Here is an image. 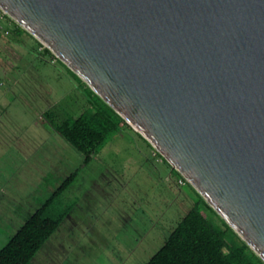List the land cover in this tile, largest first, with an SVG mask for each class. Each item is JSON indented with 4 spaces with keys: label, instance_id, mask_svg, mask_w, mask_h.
Listing matches in <instances>:
<instances>
[{
    "label": "water",
    "instance_id": "95a60500",
    "mask_svg": "<svg viewBox=\"0 0 264 264\" xmlns=\"http://www.w3.org/2000/svg\"><path fill=\"white\" fill-rule=\"evenodd\" d=\"M264 262V0H0Z\"/></svg>",
    "mask_w": 264,
    "mask_h": 264
},
{
    "label": "rangeland",
    "instance_id": "374dc122",
    "mask_svg": "<svg viewBox=\"0 0 264 264\" xmlns=\"http://www.w3.org/2000/svg\"><path fill=\"white\" fill-rule=\"evenodd\" d=\"M36 40L0 9V247L79 168L52 204L74 221L65 218L30 264H145L197 199L194 188L129 123L83 165L55 128L96 96Z\"/></svg>",
    "mask_w": 264,
    "mask_h": 264
},
{
    "label": "trees",
    "instance_id": "16d2710c",
    "mask_svg": "<svg viewBox=\"0 0 264 264\" xmlns=\"http://www.w3.org/2000/svg\"><path fill=\"white\" fill-rule=\"evenodd\" d=\"M12 22L17 33L26 31L13 19ZM38 43L43 46L41 42ZM43 51L56 58L47 47L43 46ZM72 73L80 79L76 73ZM89 89L96 96L92 106L73 119L66 118L55 128L67 142L83 154L84 164L92 160L98 146L122 122L129 125L91 88ZM75 175L76 171L69 175L0 247V264H30L70 210L67 208L51 214L48 208ZM179 176L183 183L187 181L180 173ZM194 191L197 199L145 264H264L204 198L195 189Z\"/></svg>",
    "mask_w": 264,
    "mask_h": 264
},
{
    "label": "crops",
    "instance_id": "0c3cea01",
    "mask_svg": "<svg viewBox=\"0 0 264 264\" xmlns=\"http://www.w3.org/2000/svg\"><path fill=\"white\" fill-rule=\"evenodd\" d=\"M56 132H57V131H56ZM57 133H58V132H57ZM83 165H84V162H83ZM78 169H79V168H78ZM78 169H76L75 171H77ZM71 182H72V181H71ZM70 184H71V183H70ZM70 184H69V185H70ZM69 185H68V186H67V187H66V188L60 193L59 196H61V194L65 193V191L68 189ZM53 192H54V191H53ZM49 196H50V195H49ZM59 196H57V197H59ZM48 198H49V197H48ZM46 199H47V198H46ZM46 199H45V200H46ZM45 200H44V201H45ZM44 201H43V202H44ZM53 201H54V200H53ZM41 204H42V203H40V205L36 206L35 208L37 209L38 207L41 206ZM52 204H53V202H52ZM52 204L49 206L48 210H49V212H50L51 214H54L55 211H54V208H52ZM36 209H34V210H36ZM75 217H76L75 212H72L71 210H69L68 213L66 214V216L64 217V219L67 218L68 221H71V220H72V222H73V221H74L73 219H75ZM24 218H25V217H24ZM26 218H27V217H26ZM64 219H63V220H64ZM24 221H25V220H24ZM61 223H63V221H62ZM22 224H23V221H22ZM22 224H21V225H22ZM73 224H75V223H73ZM21 225H20V226H21ZM20 226H19V227H20ZM59 227H60V226H59ZM58 229H59V228H58ZM58 229H57V230H58Z\"/></svg>",
    "mask_w": 264,
    "mask_h": 264
}]
</instances>
